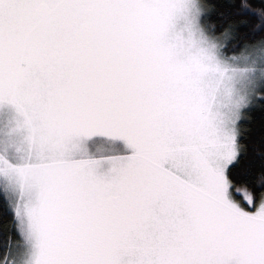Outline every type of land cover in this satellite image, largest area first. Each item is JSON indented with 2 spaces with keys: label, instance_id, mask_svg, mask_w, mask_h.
Returning a JSON list of instances; mask_svg holds the SVG:
<instances>
[{
  "label": "snow or ice",
  "instance_id": "snow-or-ice-1",
  "mask_svg": "<svg viewBox=\"0 0 264 264\" xmlns=\"http://www.w3.org/2000/svg\"><path fill=\"white\" fill-rule=\"evenodd\" d=\"M0 264H264V0H0Z\"/></svg>",
  "mask_w": 264,
  "mask_h": 264
},
{
  "label": "rangeland",
  "instance_id": "rangeland-1",
  "mask_svg": "<svg viewBox=\"0 0 264 264\" xmlns=\"http://www.w3.org/2000/svg\"><path fill=\"white\" fill-rule=\"evenodd\" d=\"M113 147L112 145H110L108 142L106 141H96L95 144L93 145V149L96 151H105L106 149H109Z\"/></svg>",
  "mask_w": 264,
  "mask_h": 264
},
{
  "label": "trees",
  "instance_id": "trees-1",
  "mask_svg": "<svg viewBox=\"0 0 264 264\" xmlns=\"http://www.w3.org/2000/svg\"><path fill=\"white\" fill-rule=\"evenodd\" d=\"M210 2H211V0H210ZM212 19H216V17H215V16H213V17H212Z\"/></svg>",
  "mask_w": 264,
  "mask_h": 264
}]
</instances>
